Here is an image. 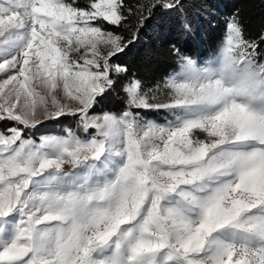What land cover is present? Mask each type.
Returning <instances> with one entry per match:
<instances>
[{"label":"snow or ice","instance_id":"obj_1","mask_svg":"<svg viewBox=\"0 0 264 264\" xmlns=\"http://www.w3.org/2000/svg\"><path fill=\"white\" fill-rule=\"evenodd\" d=\"M183 7L0 0V264H264V31L151 87L121 60Z\"/></svg>","mask_w":264,"mask_h":264},{"label":"trees","instance_id":"obj_2","mask_svg":"<svg viewBox=\"0 0 264 264\" xmlns=\"http://www.w3.org/2000/svg\"><path fill=\"white\" fill-rule=\"evenodd\" d=\"M182 3L184 7L179 12H155L147 18L143 26H138L137 39L121 57L146 87L176 70L177 57L170 51L173 46L192 59L213 54L221 43L226 20L234 14L243 19L253 37L264 31L261 0H182ZM118 106L114 95L99 107Z\"/></svg>","mask_w":264,"mask_h":264},{"label":"rangeland","instance_id":"obj_3","mask_svg":"<svg viewBox=\"0 0 264 264\" xmlns=\"http://www.w3.org/2000/svg\"><path fill=\"white\" fill-rule=\"evenodd\" d=\"M220 46V45H219ZM218 49H219V47H218ZM218 49L213 53V54H210V55H208V56H199V57H197V58H195L194 60H197L198 62H200V63H205V62H207L208 60H210V59H213L214 57H215V55L217 54V52H218ZM176 71H179V67L177 66V68H176V70L174 71V72H176ZM171 73H173V72H171ZM156 114H154V115H149V118H152V117H154Z\"/></svg>","mask_w":264,"mask_h":264}]
</instances>
